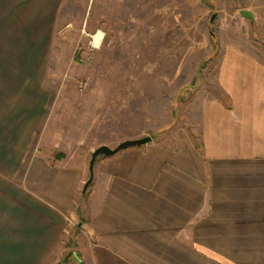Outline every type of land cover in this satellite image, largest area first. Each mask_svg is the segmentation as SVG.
I'll return each mask as SVG.
<instances>
[{
    "label": "crops",
    "instance_id": "obj_1",
    "mask_svg": "<svg viewBox=\"0 0 264 264\" xmlns=\"http://www.w3.org/2000/svg\"><path fill=\"white\" fill-rule=\"evenodd\" d=\"M10 29L0 23V264H57L80 217L71 264H264L263 51L216 53L196 120L95 162L79 206L86 160L42 149L47 42Z\"/></svg>",
    "mask_w": 264,
    "mask_h": 264
},
{
    "label": "rangeland",
    "instance_id": "obj_2",
    "mask_svg": "<svg viewBox=\"0 0 264 264\" xmlns=\"http://www.w3.org/2000/svg\"><path fill=\"white\" fill-rule=\"evenodd\" d=\"M1 22L14 36L46 40L42 149L84 158L83 185L96 147L188 128L212 90L215 53L227 45L264 52V0H0ZM97 30L106 34L99 50L90 47ZM78 222L57 264L80 254Z\"/></svg>",
    "mask_w": 264,
    "mask_h": 264
},
{
    "label": "water",
    "instance_id": "obj_3",
    "mask_svg": "<svg viewBox=\"0 0 264 264\" xmlns=\"http://www.w3.org/2000/svg\"><path fill=\"white\" fill-rule=\"evenodd\" d=\"M240 13L244 19L249 20L251 23L254 22V16L249 10L242 9L240 11ZM151 140H152L151 136H143V137H139V138H133V139L129 138V139L122 140L115 147H110L106 144H102V145L96 147L91 153V158L89 160V167H88L89 168V177L83 185L82 193L86 192L88 186L93 181L94 166H95V162H96L97 157H99L100 155H103L106 157L107 156H113V155L117 154L118 152H120L121 150L127 149L129 147L141 146V145L149 143Z\"/></svg>",
    "mask_w": 264,
    "mask_h": 264
},
{
    "label": "clouds",
    "instance_id": "obj_4",
    "mask_svg": "<svg viewBox=\"0 0 264 264\" xmlns=\"http://www.w3.org/2000/svg\"><path fill=\"white\" fill-rule=\"evenodd\" d=\"M106 34L102 30H97V32L93 35L90 47L95 50H99L102 46V40ZM99 38V39H97Z\"/></svg>",
    "mask_w": 264,
    "mask_h": 264
},
{
    "label": "trees",
    "instance_id": "obj_5",
    "mask_svg": "<svg viewBox=\"0 0 264 264\" xmlns=\"http://www.w3.org/2000/svg\"><path fill=\"white\" fill-rule=\"evenodd\" d=\"M217 47H218L217 44H215V48H214V49H216ZM215 54H216V53H215ZM213 57H214V56H213ZM105 157H106V156L100 155L99 157H97L96 161H97L98 159L105 158ZM90 185H91V184H90ZM90 185L88 186V188H87V190H86L85 193H81V195H82V197H83V200L87 197V194H88V190H89ZM65 261H66V260H61V262H60L59 264H64Z\"/></svg>",
    "mask_w": 264,
    "mask_h": 264
},
{
    "label": "bare ground",
    "instance_id": "obj_6",
    "mask_svg": "<svg viewBox=\"0 0 264 264\" xmlns=\"http://www.w3.org/2000/svg\"><path fill=\"white\" fill-rule=\"evenodd\" d=\"M97 39H99V38H97Z\"/></svg>",
    "mask_w": 264,
    "mask_h": 264
}]
</instances>
